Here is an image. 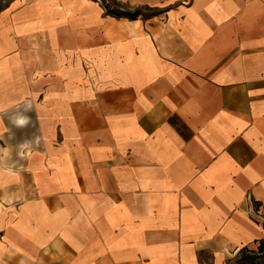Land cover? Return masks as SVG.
<instances>
[{
	"label": "crops",
	"instance_id": "obj_1",
	"mask_svg": "<svg viewBox=\"0 0 264 264\" xmlns=\"http://www.w3.org/2000/svg\"><path fill=\"white\" fill-rule=\"evenodd\" d=\"M115 1L0 6V264H234L264 238V0Z\"/></svg>",
	"mask_w": 264,
	"mask_h": 264
},
{
	"label": "trees",
	"instance_id": "obj_2",
	"mask_svg": "<svg viewBox=\"0 0 264 264\" xmlns=\"http://www.w3.org/2000/svg\"><path fill=\"white\" fill-rule=\"evenodd\" d=\"M103 2H105L106 4V0H102ZM106 12L111 14V15H114V16H125V17H128V18H133V17H136L137 16V12H133V13H130V12H127V11H114V12H111L109 11L108 9L110 8L109 6L107 5H103ZM172 124H175L174 121L172 119L169 120ZM178 131L183 135L180 127H177ZM258 245H257V249L256 250H251V249H247L246 247L245 248H242L240 251H239V258L237 260V262L235 263L234 261V264H263L262 262H258L259 258L261 257V255L263 254L264 252V238L260 239L257 241Z\"/></svg>",
	"mask_w": 264,
	"mask_h": 264
},
{
	"label": "rangeland",
	"instance_id": "obj_3",
	"mask_svg": "<svg viewBox=\"0 0 264 264\" xmlns=\"http://www.w3.org/2000/svg\"><path fill=\"white\" fill-rule=\"evenodd\" d=\"M7 0H0V6L4 3V2H6ZM102 1V0H101ZM102 4L103 5H107V6H109V7H111V9L109 8L108 10L109 11H111V12H114V11H118V3H117V1H115V0H106V4H105V2H103L102 1ZM121 5V4H120ZM122 6V5H121ZM140 11V13H142V14H144V15H149L151 12H150V10L149 9H140L139 10ZM257 245H258V243L257 242H255L253 245H251V246H247L246 248L247 249H251V250H256L257 249ZM239 252L237 253V255L235 256V257H233V259L235 258V263L237 262V260H238V258H239ZM258 262H262L263 264H264V252H263V254L261 255V257L259 258V260H258ZM234 263V262H233ZM232 264V263H231Z\"/></svg>",
	"mask_w": 264,
	"mask_h": 264
}]
</instances>
